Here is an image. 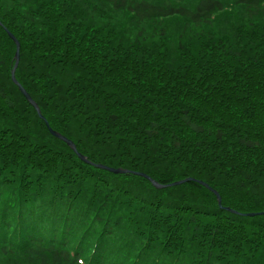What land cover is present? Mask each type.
Returning a JSON list of instances; mask_svg holds the SVG:
<instances>
[{
	"label": "trees",
	"instance_id": "obj_1",
	"mask_svg": "<svg viewBox=\"0 0 264 264\" xmlns=\"http://www.w3.org/2000/svg\"><path fill=\"white\" fill-rule=\"evenodd\" d=\"M0 264H264V0H0Z\"/></svg>",
	"mask_w": 264,
	"mask_h": 264
},
{
	"label": "water",
	"instance_id": "obj_2",
	"mask_svg": "<svg viewBox=\"0 0 264 264\" xmlns=\"http://www.w3.org/2000/svg\"><path fill=\"white\" fill-rule=\"evenodd\" d=\"M0 26H2L0 24ZM4 31L6 32L7 36L9 37V39L14 43L15 45V54H14V65L13 68L10 72V79L12 81V83L18 88V91L20 92V94L25 98V100L28 102V104L35 110L37 116L39 119H41L44 122V125L46 127V129L48 130L49 134L54 137L55 139L61 141L62 143H64L75 155L76 157L82 161L84 164L89 165L91 167H94L98 170H102L105 172H108L110 174L113 175H133L135 177H140L145 179L147 182H149L151 184L152 187H154L156 190H163L166 188H171V187H178L181 186L183 184H187V183H195L201 187H203L204 189H206L207 191H209L210 193H212L214 195V197L216 198V202L217 205L220 209H224L226 212L231 213L233 215H240L243 217H250V218H254V217H261L264 216V212L261 213H256V214H238L228 208H222L221 206V199L219 197V195L213 191L208 185L204 184L203 182L194 180L192 178H187L178 182H174L171 184H167V185H159L158 183H156L155 181H153L152 179H150L149 177H147L144 174L141 173H135V172H130L127 170H123V169H112V168H108L102 165H95L91 162H89L85 157H83L82 155H80L77 150L76 147L74 146V144L66 139L65 137H63L62 135L56 133L55 131L51 130L48 123L44 120V118L41 116V113L37 107V105L32 101V99L30 98V96L26 93V91L17 83L16 79H15V71L17 69L18 66V62H19V51H20V44L18 43V41L14 38V36L12 34H10L5 28Z\"/></svg>",
	"mask_w": 264,
	"mask_h": 264
},
{
	"label": "rangeland",
	"instance_id": "obj_3",
	"mask_svg": "<svg viewBox=\"0 0 264 264\" xmlns=\"http://www.w3.org/2000/svg\"><path fill=\"white\" fill-rule=\"evenodd\" d=\"M187 184H189V183H187ZM183 185H186V184H183ZM183 185H181V186H183ZM178 187H180V186H178ZM238 216H240V215H238ZM243 217V216H242ZM250 218V217H249Z\"/></svg>",
	"mask_w": 264,
	"mask_h": 264
}]
</instances>
